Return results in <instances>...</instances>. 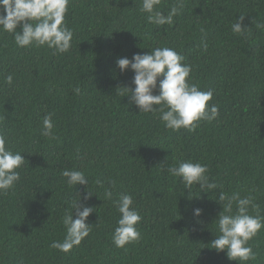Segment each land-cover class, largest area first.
I'll use <instances>...</instances> for the list:
<instances>
[{"label": "trees", "instance_id": "16d2710c", "mask_svg": "<svg viewBox=\"0 0 264 264\" xmlns=\"http://www.w3.org/2000/svg\"><path fill=\"white\" fill-rule=\"evenodd\" d=\"M141 2L70 0L73 39L63 54L18 47L0 32V134L25 158L20 180L0 194V264H237L209 248L219 235V192L255 197L264 216V28L256 27L264 25V0H161L165 15L182 4L163 26L148 23ZM240 16L248 27L243 36L231 27ZM156 47L185 57L189 82L213 92L215 120L172 131L120 94L117 88L134 87V73H122L117 59ZM46 114L53 123L47 137ZM181 160L206 165L222 188L184 189L167 172ZM65 169L84 172L89 185L69 187ZM106 190L113 200L131 194L142 217L140 239L124 248L112 242L120 214ZM79 197L95 208L89 236L68 253L51 248L63 240L62 218ZM249 243L256 258L247 264H264V229Z\"/></svg>", "mask_w": 264, "mask_h": 264}, {"label": "clouds", "instance_id": "9594fccd", "mask_svg": "<svg viewBox=\"0 0 264 264\" xmlns=\"http://www.w3.org/2000/svg\"><path fill=\"white\" fill-rule=\"evenodd\" d=\"M69 3L70 0H0V32L12 34L15 44L21 48L46 46L54 54L66 53L73 39V30L66 23ZM160 3L161 0H142L140 11L147 14L150 24L171 25L182 4L172 6L165 15L157 9ZM243 20L244 16H240L232 24L234 34L243 36L247 32L248 27L243 25ZM256 27L264 28V25L257 23ZM116 65L122 73L129 69L134 73V87H119L117 89L123 90L120 94L128 95L129 103L135 105L140 113L158 114V119L167 129L195 131L200 121L211 122L217 118L218 105L209 104L213 92L202 91L197 84L189 82L191 65L185 63V57L174 48H152L147 53L134 54L131 59L118 58ZM5 80L11 84L13 76L9 74ZM75 91L79 93L80 89L77 87ZM52 129V115L46 114L42 119L41 134L51 136ZM6 143V137L0 134V194H6L20 180L18 169L25 162L24 156L7 148ZM167 172L178 178L184 189L192 190L193 186L198 185L199 191L211 192L222 188L210 180L207 166L199 162L181 160L169 166ZM62 176L69 187L89 185L88 178L80 170L65 169ZM95 183L103 187L101 180L97 179ZM92 194L88 191L84 199ZM105 198L114 203L120 214L112 233L113 244L117 248H124L138 241L141 234L137 225L142 217L133 207L132 195L122 194L119 199L113 200L112 191L106 190ZM254 200L255 197H241L238 192L229 196L222 190L217 198L222 206V211L215 219L219 235L208 247L225 252L227 258L237 264H247L256 258L249 242L264 229V216L259 215V205ZM79 201L80 197L78 201L71 202V210L66 211L62 218L66 234L62 241H53L51 248L68 253L89 236L91 225L86 221L95 208L83 206ZM251 212L257 214L252 215ZM193 214L199 217L202 209H194Z\"/></svg>", "mask_w": 264, "mask_h": 264}]
</instances>
